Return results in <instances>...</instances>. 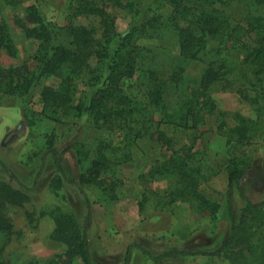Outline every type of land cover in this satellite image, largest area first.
<instances>
[{
  "label": "rangeland",
  "instance_id": "obj_1",
  "mask_svg": "<svg viewBox=\"0 0 264 264\" xmlns=\"http://www.w3.org/2000/svg\"><path fill=\"white\" fill-rule=\"evenodd\" d=\"M68 1L13 0L8 4L7 0H0V17L8 24L17 48L14 57L0 50V66L26 63L30 69L34 68L37 42L25 38L14 20L31 4L37 5L51 23L86 25L93 27L98 36L97 19L72 16ZM233 10L239 12V6L234 5ZM111 12L115 16L117 32L126 31L130 14L119 7L111 8ZM157 13L167 17L170 8L162 6ZM136 42L140 47L150 49L147 58L141 60L142 69L152 67L160 77H167L178 60L175 33L170 30L159 37H140ZM94 61L90 59L92 65ZM202 66L200 61H185L181 84L192 87ZM43 84L55 85L56 80H43L34 87L28 101L25 97L0 94V161L6 166V169L0 166V184L7 182L15 188L23 185L29 194L23 206L8 208L14 234L6 242L0 232V247L6 242L4 253L9 264H82L79 257L66 259L67 246L52 236L55 223L51 210L58 208L59 212L71 214L78 225L82 222L87 212L84 195L76 183L67 179L79 180L80 173L98 152L108 159V169L102 168L94 182L82 184L91 205L87 237L93 264H123L128 247L127 264L264 263V257L256 259L258 253H255L264 255V116L258 119L257 131L249 143L234 150L225 144L224 129H218L216 113L201 111L196 128L183 130L160 126L172 138L173 150L191 148L188 151L191 163L202 177L196 187L202 196L200 204L198 199L188 200L174 194L178 188L174 178L148 176L150 168L166 160L171 149L161 147L156 151L154 141L144 137L129 150L130 160L114 165L123 158V150L114 143L115 132L97 128L87 114L69 122L47 119L39 98ZM77 89L75 102L87 87L79 83ZM210 89L218 111H236L256 118L255 112L230 88L215 84ZM166 91L172 103L185 95L178 89ZM51 148L56 149L61 166L60 183L53 180L58 170L52 160ZM232 153L243 162V175L239 180L241 189L234 187L231 198V211L240 227L229 248L221 255L202 254L215 250L230 233L226 165ZM33 182L37 184L34 186ZM245 198L253 204H261L263 212L246 208ZM27 213H31V217ZM141 249L153 256L167 251L190 254H174L155 261Z\"/></svg>",
  "mask_w": 264,
  "mask_h": 264
},
{
  "label": "trees",
  "instance_id": "obj_2",
  "mask_svg": "<svg viewBox=\"0 0 264 264\" xmlns=\"http://www.w3.org/2000/svg\"><path fill=\"white\" fill-rule=\"evenodd\" d=\"M12 1L7 0V3ZM234 5L239 6V12L233 10ZM68 6L72 16L97 19L98 36L93 27L86 25L51 23L37 5H28L23 15L15 16L14 20L25 38L37 42L35 66L33 69L26 63L0 66V94L25 97L28 101L35 86L45 79L56 80L55 85L43 84L39 93L42 113L47 119L69 122L87 114L97 128L115 132L117 139L114 143L123 150V158L114 165L130 160L129 150L144 137L154 141L156 151L161 147L171 149L166 160L150 168L148 176L174 178L178 183L174 194L188 200L198 199L202 204V196L196 191L202 177L191 163L188 152L191 148L173 150L172 138L160 126L183 130L196 128L201 111L216 113L218 129H224L228 148L234 150L249 143L257 131L258 119L264 116V0H69ZM162 6L170 8L167 17L157 13ZM113 7L123 8L130 14L128 28L122 33L115 28ZM170 30L176 35L178 60L169 75L163 78L152 67L142 69L141 60L147 58L150 49L140 47L136 41L140 37H159ZM0 50L12 57L17 53L9 26L1 17ZM91 58L95 60L93 65ZM190 60L203 64L192 87L181 84L184 62ZM79 83L86 86L87 91H81L75 102ZM215 84L236 92L255 112L256 118L236 111H218L210 94V88ZM168 88L182 90L185 95L172 103L168 99ZM179 151L183 154L179 155ZM50 152L58 170L53 180L60 183L62 170L56 149L51 148ZM78 162L81 163L79 157ZM108 163V159L98 152L85 166L86 173H80L79 180L67 179L76 183L84 195L87 212L79 225L71 214L59 212L58 208L51 210L55 223L52 236L67 246L64 251L66 259L79 257L82 264H93L87 237L91 205L82 184L94 182L102 168L108 169ZM242 165L234 153L227 160L226 200L230 233L215 250L202 254L221 255L229 248L240 227L231 211V198L234 187L241 189ZM0 166L6 169L2 161ZM33 184L35 186L37 182ZM23 188V185L21 188L12 187L7 182L0 184V232L6 242L15 232L8 214L9 206H23L29 199ZM245 201L246 208L263 212L261 204H253L246 198ZM27 216L31 217V213ZM6 242L0 247V264H9L4 253ZM129 249L123 264L128 262ZM141 250L149 255L146 250ZM255 253H258L256 259L264 257L262 252ZM174 254L190 253L167 251L149 256L157 261Z\"/></svg>",
  "mask_w": 264,
  "mask_h": 264
}]
</instances>
